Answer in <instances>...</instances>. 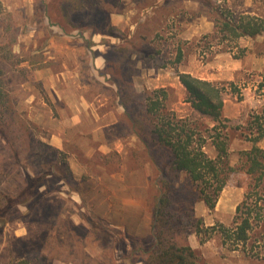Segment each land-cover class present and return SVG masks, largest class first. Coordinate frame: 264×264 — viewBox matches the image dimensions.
Listing matches in <instances>:
<instances>
[{"label":"rangeland","instance_id":"obj_1","mask_svg":"<svg viewBox=\"0 0 264 264\" xmlns=\"http://www.w3.org/2000/svg\"><path fill=\"white\" fill-rule=\"evenodd\" d=\"M96 1L99 12L83 18L93 25H103L107 19L115 27L121 39L96 35L94 49L109 55L113 68L109 71L114 70L123 84L132 77L131 84L139 93L165 89L167 109L180 117L196 118L199 115L188 102L178 74L189 73L222 90V117L231 136L227 160L234 170L214 210L197 197L185 173L171 177L175 208L194 216L181 229L179 242L198 252L199 264H264V225H258L245 248L235 251L224 244L219 232L201 244L191 227L198 220L204 227L235 226L236 208L249 182L246 153L254 145L264 149V136H259L264 130V34L235 38L216 32L215 26L219 17L251 14L264 18V0ZM38 4L37 0H0V89L4 99L9 93L17 100L21 114L10 117L0 107V130L7 139L0 135V193L14 196L24 185L23 167L31 173L50 169L49 159L40 161L44 154L39 142L49 143L53 131L43 110L49 107L59 118V109L66 107L64 99L54 96L52 81L56 89L69 87L74 100L85 98L90 118L98 120L93 129L76 132L65 144L59 161L64 159L66 167L57 166L61 173L71 171L70 183L86 197L85 206L68 187L47 194L26 218L9 223L0 233V264H124L114 231L139 244L150 240L159 187L156 173L145 156L144 144L121 121L115 97L94 81L92 54L78 40L49 28ZM102 30L105 33L109 28ZM111 43L118 47L112 48ZM127 49L144 51L154 61L129 59ZM180 51L183 56L178 60ZM34 55L39 57L38 64L15 66ZM40 70L50 71L49 76ZM135 105L134 116L145 119L143 137L153 143L157 157L166 161L168 151L147 132L150 119L141 100ZM202 121L213 124L209 118ZM96 124L105 127L91 133ZM205 151L212 158L217 155L210 141ZM2 201L0 195V206Z\"/></svg>","mask_w":264,"mask_h":264},{"label":"trees","instance_id":"obj_2","mask_svg":"<svg viewBox=\"0 0 264 264\" xmlns=\"http://www.w3.org/2000/svg\"><path fill=\"white\" fill-rule=\"evenodd\" d=\"M37 1L39 8L42 9V17L49 28L53 27L58 34L78 40L92 54L90 68L93 71L94 81L115 97L117 107L121 110L120 114L123 119L121 121H125L139 141L144 144L145 156L156 173L155 185L156 187L159 185V187H157L158 194L153 211L150 240L139 244L125 233L121 235L118 231L113 230L114 234L118 233V235L116 234L119 236L117 241L122 246V262L124 264H141L140 260L143 259V264H199L198 252L189 244L180 243L178 240L181 229L194 216L192 212L186 214L175 208L171 195V177L178 178L185 173L195 187L197 197L205 203L209 210L215 209L220 194L227 185L229 174L234 170L227 160L228 143L231 136L228 131H225L227 125L222 117L224 108L222 90L210 81L196 78L189 73H179V80L188 94V102L199 115V119L190 116L180 117L167 109L164 103L165 89L155 90L152 93L137 92L134 85L131 84L132 77H128L127 82L123 84L118 75H115L114 70L113 72L109 71L110 68H113L110 66L111 60L108 54L95 52L94 46H97V43L94 41V37L96 35L121 39L119 35L115 34L113 31L115 27L110 25L107 19L103 25H93L83 18L99 12L96 0ZM54 1L56 4L53 6ZM215 26L216 32L226 33L235 38L256 37L264 34V18L258 15L241 14L238 17L233 15L230 18L219 17L216 19ZM106 27L109 28V31L104 33L102 29ZM108 44L107 46H109ZM116 45L111 46L116 49L118 47ZM120 49L126 48L120 47ZM181 52H179L178 60L183 56ZM133 56L138 61L153 59L144 51L128 50L126 57L131 59ZM38 58L37 55H34L30 57V61L19 60L15 66L19 67L24 62H29L32 65L38 64ZM96 60L102 61V66H97ZM133 94L135 96L132 98ZM4 98V92L0 89V107L5 109L4 114L10 117L21 116L17 108V100H14L9 93L6 99ZM139 100H141L142 109L150 119L147 132L152 135L151 140L168 151L166 161L157 157L153 143L152 146L143 137L146 132L145 119L141 121L133 114L137 110L136 101ZM1 115L3 114L0 113ZM202 118H209L213 124H206ZM0 135L3 138L6 136L1 130ZM259 136H264V130L259 133ZM209 141L217 151L215 158L210 157L205 151ZM39 145L44 154L43 157H40V161L42 158L49 159L50 169L31 173L27 167H23L24 185L14 196L0 193L3 200L0 206V233L9 223L26 218L28 213L47 194L60 192L64 187L69 188L68 192L78 195L81 199V206H85L86 197L81 191L75 190L70 183L73 178L71 171L66 173L57 171L59 165L63 169L66 167L64 159L59 161L63 153L49 143L41 141ZM245 166L249 182L244 199L236 208L235 226L231 228L224 225L217 228L215 226L204 227L201 225V220L193 221L191 224L193 233L198 236L201 244L208 241L213 232H219L224 244L230 250H238L241 246L245 248L252 241V233L258 225H264V149L254 145L246 153ZM84 220L94 227L91 219L86 217Z\"/></svg>","mask_w":264,"mask_h":264},{"label":"crops","instance_id":"obj_3","mask_svg":"<svg viewBox=\"0 0 264 264\" xmlns=\"http://www.w3.org/2000/svg\"><path fill=\"white\" fill-rule=\"evenodd\" d=\"M113 21L115 22V17H113ZM96 65L102 66V61L96 60ZM40 72L49 76L48 72L50 71L40 70ZM53 82L55 81H52V83ZM52 83H50V87L53 90L52 92L54 93V96H56L58 100L64 99L63 102L66 104V107L59 109V118L52 114V110L49 107H44L43 111L44 113H47L46 119L49 120V124H51L53 128L49 144L56 149L62 150L65 147V144L72 140L76 132L83 133L92 128V126L94 128L98 119L94 122V119L92 117L90 118L89 104L86 102L85 98L81 101H76L71 95L69 87H67V89H56L55 84ZM45 85L46 87L49 86L48 83H45ZM104 127V125L97 126L96 124V128L92 130L91 133H96L99 129Z\"/></svg>","mask_w":264,"mask_h":264}]
</instances>
